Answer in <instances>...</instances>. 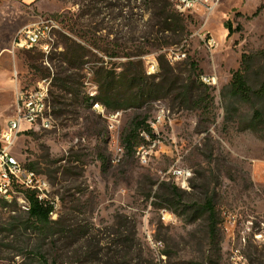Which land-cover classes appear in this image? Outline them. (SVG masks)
<instances>
[{
  "label": "rangeland",
  "instance_id": "rangeland-1",
  "mask_svg": "<svg viewBox=\"0 0 264 264\" xmlns=\"http://www.w3.org/2000/svg\"><path fill=\"white\" fill-rule=\"evenodd\" d=\"M182 14L189 33L173 38L135 0H0V132L16 116L18 91L54 75L75 83L73 90L51 84L52 126L25 125L12 146L21 163L47 180L53 222L47 233L27 228L24 195L13 188L14 199L0 205V264H264V131L246 128L253 104L224 97L244 53L257 54L251 85L264 82V0H218L211 12L200 6ZM47 18L61 27L49 53L14 48L22 29ZM228 21L241 29L230 34ZM211 35L214 48L206 44ZM76 44L86 53L81 60L65 54ZM142 52L147 72L167 56L169 67L156 73L166 71L177 90L122 110L113 131L111 119L86 99L94 71L118 68L125 55ZM169 53L181 58L171 61ZM193 73L210 87L196 96L204 99L201 107L184 96ZM162 108L172 124L162 132V147L148 154L151 163L142 165L136 152L124 156L123 146L114 163L131 121L138 115L149 121ZM178 156L190 169L189 189L181 188L184 199L169 208L160 185L178 186L177 176L167 175ZM208 199L214 218L200 208ZM163 208L177 219L164 221Z\"/></svg>",
  "mask_w": 264,
  "mask_h": 264
},
{
  "label": "trees",
  "instance_id": "trees-1",
  "mask_svg": "<svg viewBox=\"0 0 264 264\" xmlns=\"http://www.w3.org/2000/svg\"><path fill=\"white\" fill-rule=\"evenodd\" d=\"M140 4L144 3L147 10H153V17L156 20V26L160 27V31L168 32L167 37H181L183 38L188 31V24L184 14L173 9L174 5L170 0H135ZM226 28L229 29L230 34L241 29V27L234 28L231 21L226 23ZM76 46L77 55L72 54V48ZM147 52L138 54H127V61L118 68H106L104 65L98 66L95 71L94 83L97 85V95L94 101L100 102L110 112L122 111L129 108L142 107V105L149 101L160 100L172 95L177 89V81H172L171 77L166 76L165 73L149 74L146 69L143 56ZM69 57L81 60L86 56L84 47L81 45L67 46V53ZM112 58L120 57L118 53H111ZM257 57L256 53H244L242 55L241 67L235 70L232 75V80L224 91V97L229 98L231 101L240 100L245 103L254 105V114L249 122L248 127L255 132L264 131V82L259 89H255L250 81L249 74L251 72V63ZM159 63L161 67L158 71L169 67L167 56L160 55ZM197 67V65H193ZM75 68L71 66L69 69ZM171 68V67H170ZM200 74V73H199ZM189 75L188 81L184 87L186 91L184 96L191 100L198 107L202 106L204 99H200L205 92V89L210 87L193 78ZM195 77V76H194ZM74 80L72 76L66 75L65 77L54 75L52 78L53 86H60L65 90L74 89ZM78 95V94H77ZM199 96L200 100L198 99ZM87 102L93 106L92 97L87 95ZM56 113V110H54ZM153 140V134L148 123V117L136 116L125 130L122 135V146L125 149V154L133 155L137 147L148 143L146 136ZM13 188L23 194L29 203L27 210L28 222L27 228H34L42 233L50 231L52 225V213L54 212V205L47 199L41 200L34 190L25 189L19 185H14ZM163 191V198L169 208H173L177 203L179 204L184 199L186 191L174 183L168 181L160 185ZM14 199V198H12ZM6 197L0 198V205L6 206L10 200ZM209 212L210 217L214 218L216 211L212 199H208L206 203L200 207Z\"/></svg>",
  "mask_w": 264,
  "mask_h": 264
},
{
  "label": "built area",
  "instance_id": "built-area-1",
  "mask_svg": "<svg viewBox=\"0 0 264 264\" xmlns=\"http://www.w3.org/2000/svg\"><path fill=\"white\" fill-rule=\"evenodd\" d=\"M218 0H170L181 13L192 12L200 6H204L209 12L213 11ZM58 21L52 18L41 19L22 29L14 42V48L31 50L36 47L42 48L48 53V46L50 40H55L56 31L60 30ZM206 44L209 48H214L218 42L217 39L211 35ZM168 58L179 59V53L172 55L169 53ZM157 63L150 66L149 74H155L157 71ZM205 82L215 83V79L211 77H202ZM52 84L51 78L43 79L39 82L36 88L27 91H18L16 99V116L11 119L7 128L0 132V192L7 195V199L13 198V186L19 185L25 189L34 190L37 196L41 199H47V192L49 191L48 182L44 177L39 175L36 171L26 167L21 161L11 152L19 133L23 130L25 125L40 126L43 128H50L53 121L42 120L41 111L39 107V98L44 91H50ZM100 111L103 116L111 119L113 131L118 128L120 123L121 111L109 113L107 108L96 106L93 108ZM150 128L155 135L153 140H150L148 135L144 134L149 140L147 144L137 147L136 154L139 156V161L142 165H148V154H155L163 145L162 132L167 125L172 124L171 112L166 111L165 108L160 109L154 117L148 121ZM123 152L122 143L116 147V155L114 163L121 161V153ZM182 157L178 156L176 162L171 166L167 175L177 176V184L184 190L189 189L190 169L182 165ZM25 208L28 210L29 203L25 197H21ZM162 219L166 222H174L177 218L167 208L161 210ZM157 249H160L162 243H154Z\"/></svg>",
  "mask_w": 264,
  "mask_h": 264
},
{
  "label": "bare ground",
  "instance_id": "bare-ground-1",
  "mask_svg": "<svg viewBox=\"0 0 264 264\" xmlns=\"http://www.w3.org/2000/svg\"><path fill=\"white\" fill-rule=\"evenodd\" d=\"M51 43V44H50ZM54 43V40L49 41V46H48V53L50 52V45ZM97 85L94 83L92 90L88 92L90 97H92V102H93V108L96 106L104 107L100 102L94 101L95 96L97 95ZM39 107H42L41 111V119L42 120H48V121H54V113H53V107L52 103L50 100V91H44L43 95L40 96L39 98ZM100 112V111H99ZM123 153V152H122ZM0 195L3 197L7 198V195H4V192H0Z\"/></svg>",
  "mask_w": 264,
  "mask_h": 264
}]
</instances>
